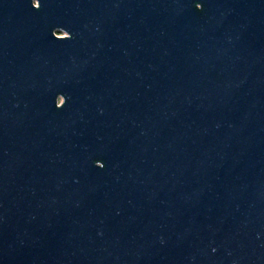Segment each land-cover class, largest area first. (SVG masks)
<instances>
[{
	"label": "water",
	"instance_id": "water-1",
	"mask_svg": "<svg viewBox=\"0 0 264 264\" xmlns=\"http://www.w3.org/2000/svg\"><path fill=\"white\" fill-rule=\"evenodd\" d=\"M0 264H264V0H0Z\"/></svg>",
	"mask_w": 264,
	"mask_h": 264
},
{
	"label": "flooded vegetation",
	"instance_id": "flooded-vegetation-1",
	"mask_svg": "<svg viewBox=\"0 0 264 264\" xmlns=\"http://www.w3.org/2000/svg\"><path fill=\"white\" fill-rule=\"evenodd\" d=\"M58 33V32H57ZM59 34V36H61V35H63L64 34V32L63 31H61V33H58Z\"/></svg>",
	"mask_w": 264,
	"mask_h": 264
},
{
	"label": "rangeland",
	"instance_id": "rangeland-1",
	"mask_svg": "<svg viewBox=\"0 0 264 264\" xmlns=\"http://www.w3.org/2000/svg\"><path fill=\"white\" fill-rule=\"evenodd\" d=\"M58 33H61V32H58Z\"/></svg>",
	"mask_w": 264,
	"mask_h": 264
}]
</instances>
